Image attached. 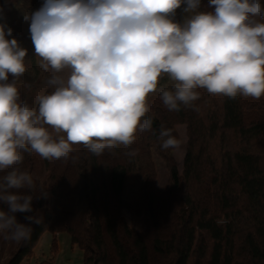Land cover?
Segmentation results:
<instances>
[{
  "label": "clouds",
  "instance_id": "9594fccd",
  "mask_svg": "<svg viewBox=\"0 0 264 264\" xmlns=\"http://www.w3.org/2000/svg\"><path fill=\"white\" fill-rule=\"evenodd\" d=\"M25 20L52 90L36 106L20 99L27 49L0 22V234L17 243L42 222L16 216L33 212L38 196L26 153L67 160L74 144L96 156L132 144L153 129L147 98L164 74L174 82L159 88L169 111L195 107L199 89L264 96V0H43ZM158 135L165 149L179 144L170 128Z\"/></svg>",
  "mask_w": 264,
  "mask_h": 264
},
{
  "label": "trees",
  "instance_id": "16d2710c",
  "mask_svg": "<svg viewBox=\"0 0 264 264\" xmlns=\"http://www.w3.org/2000/svg\"><path fill=\"white\" fill-rule=\"evenodd\" d=\"M42 3L43 0H0V22L13 29L12 36L7 38L17 39L27 49L25 63L28 61L29 65L18 79L20 99L26 98L22 94L24 88L38 87L46 75L34 53L30 20H25ZM176 18L179 19L177 11ZM13 78L9 74L7 82ZM51 90L44 83L41 94ZM199 91L201 96L194 102L198 109L191 114L181 106L179 111H172L171 120L155 114L144 117L153 119L151 133L158 139V148L167 163L169 192L178 195L170 211L161 212L158 207L160 193L151 186L152 175L148 171L135 175V190L128 194L130 164L135 161H128L127 154L115 149L106 158L104 154L90 153L83 144H74L67 160L41 157L50 172L48 183L35 181L38 196L32 201L33 212H18L16 216L25 221V215H35L48 196L71 198L73 208H44L42 222L32 225L30 241L18 243L4 264H20L45 231L66 233L70 242L82 251L83 264H152V254L163 257L165 264H188L193 256L192 264H241L240 252L244 263L264 264V96L257 99L238 95L230 99L217 94L220 101L209 107L215 94L206 89ZM28 101L36 106V98ZM205 106L212 111H203ZM205 119L210 121L211 130L227 131L231 136L232 146L224 145L218 161L206 156L201 162L206 151L200 144L196 147L193 128L202 127ZM180 120L189 129L181 175L158 135L161 125L172 129V124ZM31 153L25 154L22 164L30 173ZM41 192L45 195H39ZM0 207L6 209L5 205ZM121 207L135 214L146 212L149 239L128 226L119 212ZM218 219L224 221L219 224ZM37 264L55 262L49 258Z\"/></svg>",
  "mask_w": 264,
  "mask_h": 264
},
{
  "label": "rangeland",
  "instance_id": "374dc122",
  "mask_svg": "<svg viewBox=\"0 0 264 264\" xmlns=\"http://www.w3.org/2000/svg\"><path fill=\"white\" fill-rule=\"evenodd\" d=\"M208 0H202V8L207 7ZM183 7V6H182ZM214 8V6H212ZM211 10V9H208ZM178 20H181L185 13L181 11V9H177ZM26 66L29 65L27 61ZM34 75L31 78L30 83L33 85L34 83ZM174 82L168 77L167 74L161 76L158 82L157 90L150 93L147 98V103L149 105V112L146 114H155L161 115L166 118L169 117L170 120L172 118V111L167 110V108L163 105L159 96V88L166 87L170 88ZM44 90V81L42 80V84H39L38 87L34 88V86H29L28 88H24L22 94L26 96L28 100H32L39 96ZM208 97V96H207ZM206 97V99H207ZM211 98V97H210ZM205 99V100H206ZM211 104L209 107H214V105L220 101L217 94H215L214 98L210 100ZM195 105V104H194ZM183 106V105H182ZM198 107H185L183 106V110L189 114L192 111H195ZM212 111V108L204 107V110ZM182 118V117H181ZM204 125L202 127H192L195 132H193V136L196 138V147L202 145L206 151L204 153L201 162L205 161L209 156L210 159L213 157L219 160L221 157L223 150H225L224 145L229 147L232 146L231 136L226 131L223 133L219 130H211L209 128L210 121L205 119ZM166 127V126H165ZM167 128V127H166ZM172 129L174 131V136L177 138L179 144L177 147H170L169 150L165 149V152L168 153L172 162L175 164L178 173L181 175L183 172V161L184 156L187 150V144L189 141V129L187 123L183 120L180 122H174L172 124ZM212 131V132H211ZM149 137V138H148ZM158 139L152 136L151 131H138L136 133V139L132 144L118 145L115 149L117 151L122 152L123 154H127L130 151L135 150L136 155H138V160L135 156H126L128 161L134 160V164H130L131 176H130V188H128V194H132L135 190V175L149 172L152 175L151 186L153 189H156L160 195L157 198V205L162 210L161 212L170 211L173 202L176 200L177 196L174 192H169L171 188L170 179H169V170L167 167V163L165 159L162 157L163 152L158 148ZM264 146V145H263ZM113 149L111 152L106 151L104 155L108 156L114 153ZM208 157V158H209ZM32 170L31 174L35 181L40 183H48V178L50 175L49 170L45 166L41 156L36 152H32L30 154ZM206 166V165H205ZM134 185V186H133ZM186 188V187H185ZM181 194V191L177 192ZM73 201V202H72ZM74 200L71 198L59 199L48 196L44 205L41 208H37L35 211V215L41 217L42 211L44 208H58L67 210L69 208H73ZM70 210V209H69ZM121 216L125 219L128 226L138 232H141L146 235V237L150 238V231L148 226V218L146 212L143 210L140 214H135L133 211L128 210L124 207L119 209ZM22 223H27L24 220H18ZM224 220L218 219L217 223L221 224ZM56 234V233H54ZM18 243L12 240H8L4 238L3 234H0V264H4L9 255L15 250ZM242 253L240 252L239 260L241 264H246L243 262ZM53 258V261L56 264H83V253L79 249L76 244H72L68 238V235L64 232L58 233L56 236L52 235V233L45 231L41 234L37 244L33 249V256L30 258L31 264H34L36 261L39 262L44 259ZM152 264H165L166 261L163 257L152 254L151 255ZM194 261V256L190 259L188 264H192Z\"/></svg>",
  "mask_w": 264,
  "mask_h": 264
},
{
  "label": "crops",
  "instance_id": "0c3cea01",
  "mask_svg": "<svg viewBox=\"0 0 264 264\" xmlns=\"http://www.w3.org/2000/svg\"><path fill=\"white\" fill-rule=\"evenodd\" d=\"M58 233H56V234H52V235H54V236H56ZM69 238V237H68ZM34 249V248H33ZM33 256V251H32V253L30 254V255H28V256H26L22 261H21V263L20 264H31V262H30V258ZM44 260H46V259H44ZM42 261V260H41ZM40 262V261H39ZM39 262H35L34 264H37V263H39ZM56 264V263H55Z\"/></svg>",
  "mask_w": 264,
  "mask_h": 264
}]
</instances>
